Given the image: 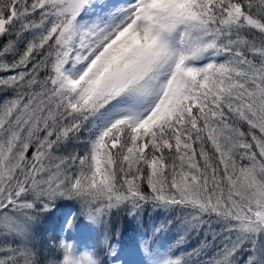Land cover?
<instances>
[{"label": "snow or ice", "instance_id": "6c2138e0", "mask_svg": "<svg viewBox=\"0 0 264 264\" xmlns=\"http://www.w3.org/2000/svg\"><path fill=\"white\" fill-rule=\"evenodd\" d=\"M0 264H264V0H0Z\"/></svg>", "mask_w": 264, "mask_h": 264}, {"label": "trees", "instance_id": "16d2710c", "mask_svg": "<svg viewBox=\"0 0 264 264\" xmlns=\"http://www.w3.org/2000/svg\"><path fill=\"white\" fill-rule=\"evenodd\" d=\"M159 219V218H157ZM42 228L39 229L38 233V243L39 246H41L43 249L48 250L49 246L55 243V238L57 233L54 231L53 227L51 226V222L45 223L41 226ZM157 240H167L168 242L166 244H172L176 236L172 235L171 238H167V234L161 233L159 236L156 237ZM186 248H181L180 252H191L193 249L197 248L198 241L193 237V240L191 243H185ZM178 254H180L178 252ZM193 260L197 259L196 257L192 258ZM199 259H207L205 256L199 257Z\"/></svg>", "mask_w": 264, "mask_h": 264}, {"label": "rangeland", "instance_id": "374dc122", "mask_svg": "<svg viewBox=\"0 0 264 264\" xmlns=\"http://www.w3.org/2000/svg\"><path fill=\"white\" fill-rule=\"evenodd\" d=\"M42 227H40L41 229ZM176 232H177V229L176 228H173L171 231H169L167 233V238H171L172 235H175L176 236ZM75 239L77 240V242L83 246V244L86 242V237H83V236H79L77 235L75 237ZM193 240V237H189V239L186 241L187 243H191V241ZM165 243H167L168 241L167 240H163ZM186 248V246L183 247V249Z\"/></svg>", "mask_w": 264, "mask_h": 264}]
</instances>
